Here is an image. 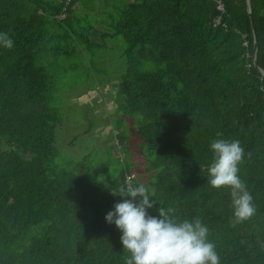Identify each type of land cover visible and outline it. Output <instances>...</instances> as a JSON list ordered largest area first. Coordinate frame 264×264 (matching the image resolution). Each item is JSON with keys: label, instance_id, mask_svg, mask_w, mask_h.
Listing matches in <instances>:
<instances>
[{"label": "trees", "instance_id": "obj_1", "mask_svg": "<svg viewBox=\"0 0 264 264\" xmlns=\"http://www.w3.org/2000/svg\"><path fill=\"white\" fill-rule=\"evenodd\" d=\"M77 3L0 0V32L14 41L0 45V264H124L121 233L105 216L129 182L150 189V216L172 208L181 220L200 218L220 264H264V0H128L121 8L103 35L129 45V70L114 91L129 135L125 142L117 130L115 139L126 148L133 120L152 176L133 180V158L109 186L55 165L56 63L94 45ZM145 60L157 68L145 70ZM217 139L240 141L239 175L257 209L235 227L230 190L208 183Z\"/></svg>", "mask_w": 264, "mask_h": 264}, {"label": "rangeland", "instance_id": "obj_2", "mask_svg": "<svg viewBox=\"0 0 264 264\" xmlns=\"http://www.w3.org/2000/svg\"><path fill=\"white\" fill-rule=\"evenodd\" d=\"M127 1L78 0L74 9L76 13L87 11L83 26L94 29L89 40L94 45L76 47L77 54L57 61V92L51 97V107L62 116L56 131V167L73 175H95L96 183L102 186L117 182L123 170L134 165L133 158L139 163V168L133 170V180L140 178L146 184L152 176L146 170L147 161L141 149L144 141L138 137L133 120L130 121L134 123L135 137L127 141L126 148L115 139L117 130L120 139L129 135L114 94L129 70L130 62L124 57L129 45L123 37L103 35L110 32L111 23L120 19L121 8ZM73 47L70 45V49ZM143 68L154 71L157 64L145 60ZM128 143H132L130 150ZM134 150L137 152L132 157Z\"/></svg>", "mask_w": 264, "mask_h": 264}, {"label": "clouds", "instance_id": "obj_3", "mask_svg": "<svg viewBox=\"0 0 264 264\" xmlns=\"http://www.w3.org/2000/svg\"><path fill=\"white\" fill-rule=\"evenodd\" d=\"M13 44L8 33L0 32V45L11 49ZM210 151L208 183L213 190H230V222L235 227L257 211L239 175L244 149L239 140L217 139L210 143ZM112 195L121 197V202L114 204L105 221L121 233L124 264H220L216 245L208 239L209 229L200 218L181 220L172 208H159L158 216H150L148 210L155 203L143 184L121 186Z\"/></svg>", "mask_w": 264, "mask_h": 264}, {"label": "water", "instance_id": "obj_4", "mask_svg": "<svg viewBox=\"0 0 264 264\" xmlns=\"http://www.w3.org/2000/svg\"><path fill=\"white\" fill-rule=\"evenodd\" d=\"M250 18H251V22H252V27L254 28V25H253V16L252 14L250 13ZM257 51H258V46L256 45L255 46V53H254V61L256 62L257 61ZM256 66L258 67V64L256 62ZM260 72L263 74L264 76V71L260 69Z\"/></svg>", "mask_w": 264, "mask_h": 264}, {"label": "built area", "instance_id": "obj_5", "mask_svg": "<svg viewBox=\"0 0 264 264\" xmlns=\"http://www.w3.org/2000/svg\"><path fill=\"white\" fill-rule=\"evenodd\" d=\"M70 5V1H68L67 2V6H69ZM218 9L221 11V12H223L224 10V6L221 4V3H219V7H218ZM66 17V15H65V13H64V15L62 16V18L61 19H64ZM222 20V18H218L217 20H215L217 23L218 22H220ZM131 181V180H130ZM129 184H130V182H129Z\"/></svg>", "mask_w": 264, "mask_h": 264}]
</instances>
